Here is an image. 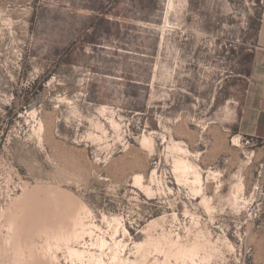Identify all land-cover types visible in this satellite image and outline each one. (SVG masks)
I'll use <instances>...</instances> for the list:
<instances>
[{
	"label": "rangeland",
	"instance_id": "rangeland-1",
	"mask_svg": "<svg viewBox=\"0 0 264 264\" xmlns=\"http://www.w3.org/2000/svg\"><path fill=\"white\" fill-rule=\"evenodd\" d=\"M246 2L0 0V264H264Z\"/></svg>",
	"mask_w": 264,
	"mask_h": 264
},
{
	"label": "crops",
	"instance_id": "crops-1",
	"mask_svg": "<svg viewBox=\"0 0 264 264\" xmlns=\"http://www.w3.org/2000/svg\"><path fill=\"white\" fill-rule=\"evenodd\" d=\"M219 1V0H218ZM248 10H261L260 24L254 36L257 44L249 74L239 129L246 136L264 138V0H247ZM224 4H230L224 1Z\"/></svg>",
	"mask_w": 264,
	"mask_h": 264
},
{
	"label": "bare ground",
	"instance_id": "bare-ground-1",
	"mask_svg": "<svg viewBox=\"0 0 264 264\" xmlns=\"http://www.w3.org/2000/svg\"><path fill=\"white\" fill-rule=\"evenodd\" d=\"M172 5H173V0H168V3H167V14H168V12H169V9L172 7ZM183 160V159H182ZM179 168H181V169H183L184 168V162H179ZM185 166H187V164L185 165ZM189 167V166H188ZM189 168H191V167H189ZM190 170V169H189ZM183 170H181V172H182ZM185 171V170H184ZM183 171V172H184ZM178 172V171H177ZM186 172V171H185ZM188 172V171H187ZM188 175V174H187ZM200 177L197 179L198 181H196V182H201L200 180H201V175H199ZM198 177V176H197ZM141 179V178H140ZM76 235H78V234H76ZM70 252L72 251V253H74V254H76V257L78 256V258L79 259H81L80 260V262L81 261H83L82 260V258H84V256H85V254H84V252H80V250L78 249V250H76V249H71V250H69ZM90 252V251H89ZM73 254V255H74ZM84 254V255H83ZM75 256V255H74ZM97 261V260H96ZM118 262V261H117Z\"/></svg>",
	"mask_w": 264,
	"mask_h": 264
}]
</instances>
